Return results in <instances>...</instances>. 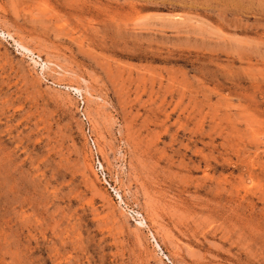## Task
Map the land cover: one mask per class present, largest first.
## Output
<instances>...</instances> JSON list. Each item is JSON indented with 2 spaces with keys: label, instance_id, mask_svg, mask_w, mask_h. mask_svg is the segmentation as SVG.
<instances>
[{
  "label": "rangeland",
  "instance_id": "obj_1",
  "mask_svg": "<svg viewBox=\"0 0 264 264\" xmlns=\"http://www.w3.org/2000/svg\"><path fill=\"white\" fill-rule=\"evenodd\" d=\"M0 264H264V0H0Z\"/></svg>",
  "mask_w": 264,
  "mask_h": 264
},
{
  "label": "built area",
  "instance_id": "obj_2",
  "mask_svg": "<svg viewBox=\"0 0 264 264\" xmlns=\"http://www.w3.org/2000/svg\"><path fill=\"white\" fill-rule=\"evenodd\" d=\"M92 142H94V141L92 140Z\"/></svg>",
  "mask_w": 264,
  "mask_h": 264
}]
</instances>
